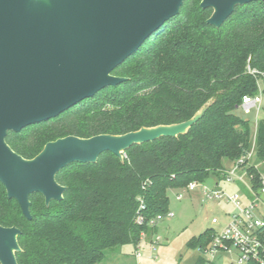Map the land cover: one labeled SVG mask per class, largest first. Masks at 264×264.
Returning <instances> with one entry per match:
<instances>
[{
    "label": "trees",
    "instance_id": "16d2710c",
    "mask_svg": "<svg viewBox=\"0 0 264 264\" xmlns=\"http://www.w3.org/2000/svg\"><path fill=\"white\" fill-rule=\"evenodd\" d=\"M201 1L185 0L177 16L114 69L125 81L7 135L11 148L31 159L58 138L181 123L211 102L185 134L134 144L123 160L107 151L96 163L63 168L56 175L66 187L63 199L47 205L41 194L32 195L31 219L0 181V223L22 231L18 264H99L107 249L138 246L143 233L157 232L150 221L168 213L169 189L183 190L211 176L223 181L224 160L248 154L250 123L236 110L244 96L257 95L264 75V0L238 6L221 27L207 22L213 10L201 8ZM256 155L264 160V119L257 125ZM247 170L257 190L262 176L254 165ZM214 233L206 229L187 246L205 249ZM196 264H203L202 257Z\"/></svg>",
    "mask_w": 264,
    "mask_h": 264
},
{
    "label": "water",
    "instance_id": "95a60500",
    "mask_svg": "<svg viewBox=\"0 0 264 264\" xmlns=\"http://www.w3.org/2000/svg\"><path fill=\"white\" fill-rule=\"evenodd\" d=\"M255 0H202L209 24L221 27L234 10ZM185 0H0V181L9 198L31 215L30 197L50 204L64 197L56 175L68 165L96 163L104 152L121 160L134 144L185 134L211 102L191 119L125 134L75 135L48 142L31 159L7 143L10 132L57 117L108 86L126 80L113 71L134 54ZM16 226L0 223V262L18 264Z\"/></svg>",
    "mask_w": 264,
    "mask_h": 264
},
{
    "label": "rangeland",
    "instance_id": "374dc122",
    "mask_svg": "<svg viewBox=\"0 0 264 264\" xmlns=\"http://www.w3.org/2000/svg\"><path fill=\"white\" fill-rule=\"evenodd\" d=\"M258 86L257 95L261 97L259 108L245 113L240 106L236 114L250 123V163L257 167L264 179V160H260L256 155L257 125L259 120L264 119V79H259ZM234 163L235 161L224 160L225 167L233 168ZM216 182L217 177L211 176L196 189L183 192V198L180 200L176 195L181 190L169 189L168 212L172 215H165L158 221L157 232L153 235L142 234L138 246L130 243L107 249L99 264H196L203 254L199 248L187 246V242L193 236L201 235L206 229L221 231L235 211L232 204L207 198L203 194L204 185L212 188ZM251 183V178L246 175L244 180H236L233 183L220 181V186L224 187L226 192L239 193L244 200L252 198ZM260 209L264 214V193L261 194ZM214 218H218L219 222L213 223ZM137 251L142 254L140 258L136 256ZM215 264H230V257L218 260Z\"/></svg>",
    "mask_w": 264,
    "mask_h": 264
},
{
    "label": "built area",
    "instance_id": "2783aa9c",
    "mask_svg": "<svg viewBox=\"0 0 264 264\" xmlns=\"http://www.w3.org/2000/svg\"><path fill=\"white\" fill-rule=\"evenodd\" d=\"M249 70L252 73L257 72L250 67ZM261 79H264V75ZM260 103L261 97L258 95L244 96L241 107L245 113H250L253 109L259 108ZM249 165H251L250 152L236 160L233 168H225L223 181L233 183L236 180H244L246 175L251 178L247 170ZM239 170L244 171V173ZM201 184V182H191L185 189L177 192V199L183 198V192L192 191ZM251 189L252 198L243 200V196L237 192L229 193L220 187L203 186V194L207 198L223 200L235 207L228 223L221 231H214L210 244L201 250L203 264H215L218 260H226L227 256L230 257V264H264V214L260 209L261 194L264 193V179L262 178V185L257 190L253 188L251 183ZM140 201L137 222L142 224L144 218L140 211L145 208V204L142 198ZM166 215H172V213L168 212ZM164 216L158 215L152 219L150 226H157L158 221ZM218 222V218L213 219V223ZM136 256L140 258L141 252L137 251Z\"/></svg>",
    "mask_w": 264,
    "mask_h": 264
},
{
    "label": "crops",
    "instance_id": "0c3cea01",
    "mask_svg": "<svg viewBox=\"0 0 264 264\" xmlns=\"http://www.w3.org/2000/svg\"><path fill=\"white\" fill-rule=\"evenodd\" d=\"M225 168H229V167H225ZM219 186H220V182H216V183L213 185V187H219ZM220 188L223 189L224 187H221V186H220Z\"/></svg>",
    "mask_w": 264,
    "mask_h": 264
}]
</instances>
